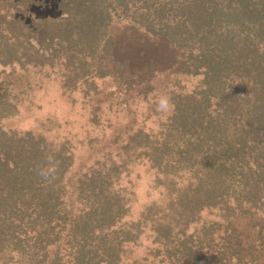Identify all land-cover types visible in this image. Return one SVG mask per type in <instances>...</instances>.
I'll return each mask as SVG.
<instances>
[{
  "label": "trees",
  "instance_id": "obj_1",
  "mask_svg": "<svg viewBox=\"0 0 264 264\" xmlns=\"http://www.w3.org/2000/svg\"><path fill=\"white\" fill-rule=\"evenodd\" d=\"M15 1L0 0V77L10 69L56 78L63 95L86 98L111 83L100 104L129 111L139 89L122 86L129 62L114 60L110 35L126 19L182 51L183 77L198 82L186 90L176 80L173 109L147 106L144 124L134 115L113 128L109 116L108 136L90 142L93 163L72 175L69 142L3 128L18 107L13 82L0 80V264H124V248L143 237L159 264H256L264 250V0H59L60 18L30 24ZM91 110L98 126L102 109ZM138 161L155 171L165 201L123 224ZM50 163L55 173L45 179Z\"/></svg>",
  "mask_w": 264,
  "mask_h": 264
},
{
  "label": "rangeland",
  "instance_id": "obj_2",
  "mask_svg": "<svg viewBox=\"0 0 264 264\" xmlns=\"http://www.w3.org/2000/svg\"><path fill=\"white\" fill-rule=\"evenodd\" d=\"M20 1H15L22 7V11L16 15L29 24L33 21L56 20L61 17L58 11L59 0H29L27 6H22ZM110 35L114 39V60L129 62L130 73L128 71L124 76L122 86L139 89L138 95L134 97L135 101L130 102L129 111L122 107L114 108L110 112L108 106L100 104L107 102L112 87H115L111 83H101L100 92L86 98L79 92L63 95L56 78H45L23 71H16L11 75L10 69L5 71L6 77H0V80L13 82L11 89L17 98L18 107L17 115L6 120L3 128L20 132L31 131L58 145L69 142L75 155L72 175L84 172L93 163L96 154L92 155L90 142L92 139L103 141V138L108 136L109 116L114 124L113 128L129 125L134 115L139 124H144L146 107L156 105L157 97L162 94L169 96L176 80L180 79V85L186 90H192L198 82L197 79L183 77L185 55L173 48L168 40L152 37L126 19H116L110 27ZM144 99L147 105L143 104ZM97 105L102 109L95 111L99 117L98 126L91 123V112H94L91 108ZM148 123L150 127L153 126L152 119H149ZM126 180L129 181V193L132 194L128 196L129 212L123 218V224L137 221L145 207L165 201L162 191L156 186L155 171L146 163H134ZM123 185L126 187V184ZM236 224L240 232L247 231V222L240 220ZM150 249V241L146 237L136 246H126L124 264H159L152 259ZM259 251L262 254L256 264H264V250ZM253 253L258 254L256 251Z\"/></svg>",
  "mask_w": 264,
  "mask_h": 264
},
{
  "label": "clouds",
  "instance_id": "obj_3",
  "mask_svg": "<svg viewBox=\"0 0 264 264\" xmlns=\"http://www.w3.org/2000/svg\"><path fill=\"white\" fill-rule=\"evenodd\" d=\"M173 104L171 102V99L168 95L162 94L159 97H157L156 100V109L161 114H167L173 109ZM49 160L51 161V157H49ZM55 173V167L53 165H49L46 169H41L40 176L47 179L50 176L54 175Z\"/></svg>",
  "mask_w": 264,
  "mask_h": 264
}]
</instances>
